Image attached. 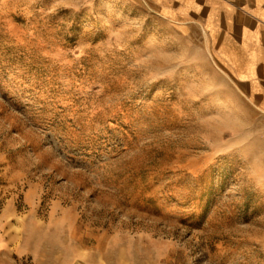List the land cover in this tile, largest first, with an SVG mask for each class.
I'll return each mask as SVG.
<instances>
[{
	"label": "rangeland",
	"instance_id": "obj_1",
	"mask_svg": "<svg viewBox=\"0 0 264 264\" xmlns=\"http://www.w3.org/2000/svg\"><path fill=\"white\" fill-rule=\"evenodd\" d=\"M8 264H264V117L153 0H0Z\"/></svg>",
	"mask_w": 264,
	"mask_h": 264
},
{
	"label": "crops",
	"instance_id": "obj_2",
	"mask_svg": "<svg viewBox=\"0 0 264 264\" xmlns=\"http://www.w3.org/2000/svg\"><path fill=\"white\" fill-rule=\"evenodd\" d=\"M162 20L198 33L209 62L264 117V0H153ZM0 222V264L11 239Z\"/></svg>",
	"mask_w": 264,
	"mask_h": 264
}]
</instances>
